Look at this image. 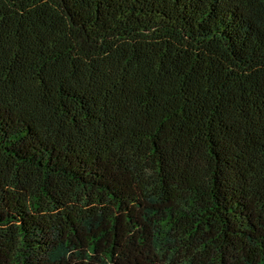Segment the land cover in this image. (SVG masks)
I'll return each mask as SVG.
<instances>
[{
  "label": "trees",
  "instance_id": "16d2710c",
  "mask_svg": "<svg viewBox=\"0 0 264 264\" xmlns=\"http://www.w3.org/2000/svg\"><path fill=\"white\" fill-rule=\"evenodd\" d=\"M0 264H264V0H0Z\"/></svg>",
  "mask_w": 264,
  "mask_h": 264
}]
</instances>
